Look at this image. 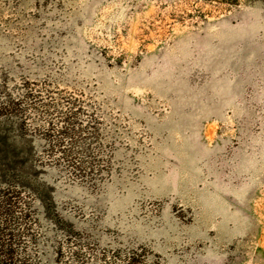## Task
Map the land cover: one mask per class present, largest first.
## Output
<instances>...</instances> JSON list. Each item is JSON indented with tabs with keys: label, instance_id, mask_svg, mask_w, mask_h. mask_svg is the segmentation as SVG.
<instances>
[{
	"label": "rangeland",
	"instance_id": "rangeland-1",
	"mask_svg": "<svg viewBox=\"0 0 264 264\" xmlns=\"http://www.w3.org/2000/svg\"><path fill=\"white\" fill-rule=\"evenodd\" d=\"M2 201L32 264H264V0H0Z\"/></svg>",
	"mask_w": 264,
	"mask_h": 264
},
{
	"label": "trees",
	"instance_id": "trees-1",
	"mask_svg": "<svg viewBox=\"0 0 264 264\" xmlns=\"http://www.w3.org/2000/svg\"><path fill=\"white\" fill-rule=\"evenodd\" d=\"M12 205L7 201L0 204V264H32L27 253L32 242L27 223L30 207L19 201L14 208Z\"/></svg>",
	"mask_w": 264,
	"mask_h": 264
}]
</instances>
